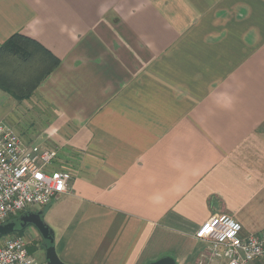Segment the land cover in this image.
Returning <instances> with one entry per match:
<instances>
[{
	"label": "crops",
	"instance_id": "obj_1",
	"mask_svg": "<svg viewBox=\"0 0 264 264\" xmlns=\"http://www.w3.org/2000/svg\"><path fill=\"white\" fill-rule=\"evenodd\" d=\"M16 33L60 59L23 100L0 85V122L68 158L35 210L64 263L201 264L221 213L264 233V0H0Z\"/></svg>",
	"mask_w": 264,
	"mask_h": 264
},
{
	"label": "built area",
	"instance_id": "obj_2",
	"mask_svg": "<svg viewBox=\"0 0 264 264\" xmlns=\"http://www.w3.org/2000/svg\"><path fill=\"white\" fill-rule=\"evenodd\" d=\"M57 155L56 148L27 145L10 125L0 122V224L31 206H46L69 190V171L54 168L47 172ZM242 230V224L226 213L202 223L196 233L207 243L201 264L264 262V233L243 236ZM5 238L0 246V264H48L30 254L24 238Z\"/></svg>",
	"mask_w": 264,
	"mask_h": 264
},
{
	"label": "trees",
	"instance_id": "obj_3",
	"mask_svg": "<svg viewBox=\"0 0 264 264\" xmlns=\"http://www.w3.org/2000/svg\"><path fill=\"white\" fill-rule=\"evenodd\" d=\"M59 64L60 59L39 42L24 34L16 33L0 47V85L18 100H23ZM3 65L12 67L11 73L16 75L18 80L8 78L3 71ZM34 76L36 79L31 86L22 90V87L30 84L28 77Z\"/></svg>",
	"mask_w": 264,
	"mask_h": 264
},
{
	"label": "rangeland",
	"instance_id": "obj_4",
	"mask_svg": "<svg viewBox=\"0 0 264 264\" xmlns=\"http://www.w3.org/2000/svg\"><path fill=\"white\" fill-rule=\"evenodd\" d=\"M10 126H12L10 123L7 122ZM40 125V123H39ZM13 127V126H12ZM37 129V125L34 127ZM65 154L63 152L58 151L57 157L52 161L51 167L48 168L47 172L50 173L54 168L62 169V170H70V167H68L64 160H67ZM60 165V167H58ZM64 168V169H63ZM47 206V205H46ZM44 206H31L26 211L29 210H38ZM20 212V214H22ZM20 222L17 224V229H15L12 233L7 235H0V246L4 243V240L6 239V236L13 237H21L24 238L27 243V249L33 256H36L37 258H41L42 261H45L46 258V249L47 246L50 245V241L43 238L41 233L37 230V228L34 225H26L22 226V224L19 225ZM35 251V252H34ZM257 263L264 264L261 260H256Z\"/></svg>",
	"mask_w": 264,
	"mask_h": 264
},
{
	"label": "water",
	"instance_id": "obj_5",
	"mask_svg": "<svg viewBox=\"0 0 264 264\" xmlns=\"http://www.w3.org/2000/svg\"><path fill=\"white\" fill-rule=\"evenodd\" d=\"M22 226L34 225L41 233L44 239L50 241V245L46 249V261L48 264H67L64 263L58 256L57 251L53 245L54 234L52 229L46 223L42 211H27L19 219ZM17 223L10 221L5 224H0V235H7L12 233L16 229ZM150 264H177L172 257H163Z\"/></svg>",
	"mask_w": 264,
	"mask_h": 264
},
{
	"label": "flooded vegetation",
	"instance_id": "obj_6",
	"mask_svg": "<svg viewBox=\"0 0 264 264\" xmlns=\"http://www.w3.org/2000/svg\"><path fill=\"white\" fill-rule=\"evenodd\" d=\"M29 211H33V210H29ZM35 211V210H34ZM27 212V211H26ZM38 212V211H37ZM25 213V212H24ZM24 213H22V214H19L18 216H16V217H13L12 219H10V221H15L17 224H18V222H20L19 221V219H20V217L24 214ZM21 223H19V225H20ZM16 229H17V226H16Z\"/></svg>",
	"mask_w": 264,
	"mask_h": 264
}]
</instances>
